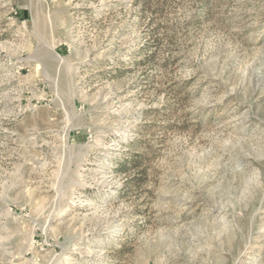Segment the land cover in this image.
I'll return each instance as SVG.
<instances>
[{"label": "rangeland", "instance_id": "1", "mask_svg": "<svg viewBox=\"0 0 264 264\" xmlns=\"http://www.w3.org/2000/svg\"><path fill=\"white\" fill-rule=\"evenodd\" d=\"M0 264H264V0H0Z\"/></svg>", "mask_w": 264, "mask_h": 264}, {"label": "trees", "instance_id": "2", "mask_svg": "<svg viewBox=\"0 0 264 264\" xmlns=\"http://www.w3.org/2000/svg\"><path fill=\"white\" fill-rule=\"evenodd\" d=\"M164 1H167V0H146V5H148V4L150 5V4L153 3V2L161 3V2H164ZM125 167H126V166H124V163L119 162V166H118V168H119L121 171H127Z\"/></svg>", "mask_w": 264, "mask_h": 264}]
</instances>
